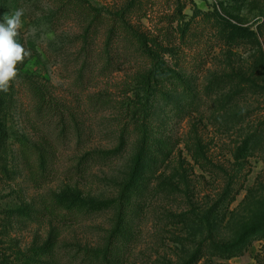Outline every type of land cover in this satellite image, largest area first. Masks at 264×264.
I'll list each match as a JSON object with an SVG mask.
<instances>
[{
  "label": "rangeland",
  "instance_id": "374dc122",
  "mask_svg": "<svg viewBox=\"0 0 264 264\" xmlns=\"http://www.w3.org/2000/svg\"><path fill=\"white\" fill-rule=\"evenodd\" d=\"M17 9L0 264H264V0L135 1L126 19L160 62L140 146L124 104L153 57L106 45L107 23L84 46L54 0H0V23Z\"/></svg>",
  "mask_w": 264,
  "mask_h": 264
},
{
  "label": "trees",
  "instance_id": "16d2710c",
  "mask_svg": "<svg viewBox=\"0 0 264 264\" xmlns=\"http://www.w3.org/2000/svg\"><path fill=\"white\" fill-rule=\"evenodd\" d=\"M136 0H127L123 6L113 11H106L103 8H96L86 0H54L55 2V22L62 19H74L83 25L82 34L80 39L83 45L89 44V36L91 33H95L99 28H103L105 24H108L106 31L105 44H114L115 40L121 39V34L124 35V40L130 43L135 48V52H139L141 55L152 56L154 61L149 71L144 75L133 80L132 85L129 87V92L135 96L133 98H127L124 104L127 114H129V120L134 128V131L139 135V146L144 143L145 140V106L147 105L150 94L154 91V79L159 72V60L154 50H151L145 38L135 28L128 23L126 14L132 13L134 3ZM115 39V40H114ZM105 48V47H104ZM104 51H101L100 58H105ZM99 58V55H97ZM110 60V59H109ZM29 80V79H27ZM31 81V80H29ZM36 94L42 101L40 106L41 112H47V114H54L55 100H53L50 92H47V88L44 85H38ZM139 95V98H138ZM15 139L14 136H11ZM25 144H22V146ZM51 147L50 145L47 146ZM41 153H44L42 151ZM261 224L253 226L248 231H252L258 228Z\"/></svg>",
  "mask_w": 264,
  "mask_h": 264
},
{
  "label": "clouds",
  "instance_id": "9594fccd",
  "mask_svg": "<svg viewBox=\"0 0 264 264\" xmlns=\"http://www.w3.org/2000/svg\"><path fill=\"white\" fill-rule=\"evenodd\" d=\"M22 15L23 10L17 9L0 23V91L8 90L9 81L16 76V63L28 55L14 39L21 27Z\"/></svg>",
  "mask_w": 264,
  "mask_h": 264
}]
</instances>
